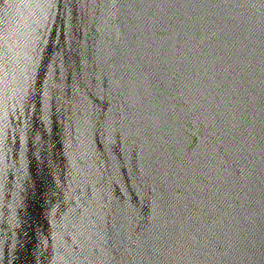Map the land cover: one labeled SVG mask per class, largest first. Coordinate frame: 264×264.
Wrapping results in <instances>:
<instances>
[{"label":"water","instance_id":"1","mask_svg":"<svg viewBox=\"0 0 264 264\" xmlns=\"http://www.w3.org/2000/svg\"><path fill=\"white\" fill-rule=\"evenodd\" d=\"M0 264H264V0H0Z\"/></svg>","mask_w":264,"mask_h":264}]
</instances>
